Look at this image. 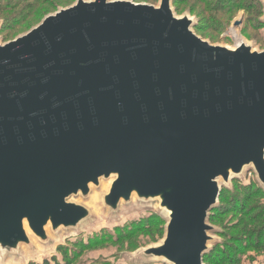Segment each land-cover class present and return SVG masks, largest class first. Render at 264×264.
<instances>
[{
  "label": "water",
  "instance_id": "95a60500",
  "mask_svg": "<svg viewBox=\"0 0 264 264\" xmlns=\"http://www.w3.org/2000/svg\"><path fill=\"white\" fill-rule=\"evenodd\" d=\"M196 23L173 0H77L0 40V252L78 229L93 211L72 198L105 180L107 211L155 203L166 221L137 252L205 264L223 189L252 169L264 191V49Z\"/></svg>",
  "mask_w": 264,
  "mask_h": 264
},
{
  "label": "rangeland",
  "instance_id": "374dc122",
  "mask_svg": "<svg viewBox=\"0 0 264 264\" xmlns=\"http://www.w3.org/2000/svg\"><path fill=\"white\" fill-rule=\"evenodd\" d=\"M4 1L7 5L0 9L1 42L13 40L26 33L31 28L38 25L47 15L69 7L76 3L77 0H40L21 16V19H24L25 15L28 14V17L25 20L17 24L12 20L6 27L4 18L12 16L16 17V13L20 11L23 6L30 5L33 1ZM132 1L153 5L159 4V0ZM225 1V10L220 13L214 12V9L211 7L209 8L210 10L205 11V13L203 9L205 8L206 3H202L201 0H173V6L177 15L181 16L189 14L190 17L194 18L197 21L194 27L195 32L212 44L225 45L232 48L235 47L238 42L236 41L232 30L237 29L238 32H240V36L242 35L247 43L252 44L257 50H263L264 22L261 20L264 16L263 7L261 9V14H256L255 9L250 8V10H248L247 8L250 0H241L240 2L234 0ZM208 16H219L220 22L214 23L216 27L207 22L206 17ZM238 20H242V23L239 27H235L234 24ZM261 23L263 24V27L260 26ZM198 25L200 26L199 28ZM243 37L241 38L243 39ZM241 177L244 186H248L250 183L252 185V183L256 181V176L252 169L246 170ZM234 183L235 180L233 181V186H237L238 183H235V185ZM108 187L109 181L103 180L101 187H93L89 198L84 199L81 196L72 198L73 201L86 204L93 211L92 218L81 224L78 229L62 230L58 234H52V240L47 245L40 244L35 239L34 248L29 249L24 245L21 253L16 256H10L8 253L0 252V264H28L29 261L43 264L46 259L50 261L49 264H53L51 257L55 255L63 262L62 264H64V260L61 254L58 253L57 249V246L61 243L66 245L69 241L75 242L78 239H84V243H86L94 233L96 234V232L105 231L104 236H108V231L116 233L114 230H117L116 227L118 226L127 225L132 221L148 217L149 215H152L151 213L159 211L155 203L148 205L149 207L142 208L141 203L136 202L123 206L119 213H111L107 211L101 203V195L108 190ZM257 187L259 186L257 185ZM253 188L255 189V187ZM228 196L234 197L235 195L229 194ZM263 201L264 197L256 195L250 199L248 206H252L251 210L255 209L257 213L258 209L256 210V207H259ZM238 202L240 203L241 201ZM223 211L224 208L220 209V211L210 217V224L218 230L210 232V234L215 237L213 242L218 243L221 241V245L226 241L227 247L232 245L235 249L230 252L231 259H227V261L218 264H264V250H256L253 247L246 248L247 244L245 242L240 245L237 240L238 237L243 239V241L245 240L242 231L244 222L242 214L236 210L234 211L235 213L232 211ZM212 212L213 210L211 213ZM160 213L166 217L164 211H161ZM159 218L161 220L157 221L158 226L153 230L141 231L125 238L110 236L108 239L106 238L98 243L93 242V246L90 248L81 249V252L77 253L76 256L75 253L70 250L72 244H69L68 252L72 253L73 264H169L164 260L147 257L142 253L137 252L140 249L160 244L163 241L166 221L161 217ZM253 239H256V237ZM213 242H211L210 245H212ZM208 263L209 262H205V264Z\"/></svg>",
  "mask_w": 264,
  "mask_h": 264
},
{
  "label": "trees",
  "instance_id": "16d2710c",
  "mask_svg": "<svg viewBox=\"0 0 264 264\" xmlns=\"http://www.w3.org/2000/svg\"><path fill=\"white\" fill-rule=\"evenodd\" d=\"M32 1L33 2L30 5L23 6L22 9L16 13L17 14L16 17L12 16V17L4 18L5 27L12 20L15 21L16 24L25 20L28 17V14L25 15L24 19H21V16L24 15V13L27 10H29V8H31L34 4L38 3L40 0H32ZM234 1L240 2L241 0H234ZM201 2L206 3L205 8L203 9L204 12L207 10H210L209 8L211 7L214 9V12L220 13L223 10H225V6H226L225 0H215V1L201 0ZM5 5H7V3L4 0H0V9L3 8ZM247 8L248 10H250V8L255 9L256 14H261L262 4L258 1L250 0ZM206 18H207L206 19L207 22L213 26H215L214 25L215 22L216 23L220 22L219 16H208ZM260 26L263 27V24L261 23ZM199 27L200 26L198 25V28ZM235 183L236 184L238 183V184L237 186H233L232 189H229V188L223 189L221 196H220V205L216 207L215 209H213L211 216H213L216 212L220 211V209L222 208H224L225 212H231V211L234 212L235 210L238 211L244 217L242 231H243V236H245L244 241L243 239L238 237L237 238L238 242L240 243V245H242L243 242H245L247 244L246 248L253 247L256 250H264V201L259 205V207L258 206L256 207V210L258 209L257 213L255 209L251 210L252 206H248V204L250 203L249 201L252 197L256 195H260L264 197V191L256 181H254L252 185L250 183V185L248 186H244L242 182H240V180H235ZM257 185L259 187H257ZM253 187H255V189ZM229 194H233L235 196L229 197L228 196ZM238 201H241V202L239 203ZM158 220H161V219L158 216L152 214V215H149L148 217H143L139 220L132 221L131 223H128L127 225L118 226L116 227L117 230H114L116 233H111L108 231V236H104L105 231L96 232V234L94 233V235H92V237H90L87 240L88 242L86 243H84L85 241L84 239H78L75 242L69 241V243H67L65 246H60L58 248V253L61 254L64 260V264H73V259H72L73 257H72L71 252L75 253V256H76L77 253L81 252V249L90 248L91 246H93L92 245L93 242L98 243L100 241H103L106 238L108 239V237L110 236H116L118 238H125L127 236L134 235L141 231L153 230L154 228L158 226L157 225ZM254 237H256V239H253ZM220 242L216 243L213 249L209 251L207 254H205L204 261L206 263L209 262L208 264H212V263L218 264V263L227 261V259H231L230 252H232L233 249L235 248L232 245L227 247L226 241H224L223 242L224 244H221V245H220ZM69 244H72L71 245L72 247L70 249L71 252H68ZM51 260L53 264L63 263L62 261H60V259L56 255L51 257ZM49 263L50 261L46 259L43 264H49ZM31 264H38V263L32 262Z\"/></svg>",
  "mask_w": 264,
  "mask_h": 264
},
{
  "label": "bare ground",
  "instance_id": "6f19581e",
  "mask_svg": "<svg viewBox=\"0 0 264 264\" xmlns=\"http://www.w3.org/2000/svg\"><path fill=\"white\" fill-rule=\"evenodd\" d=\"M232 33H233V35L235 36L237 42L242 43L243 40H242V38H241V36H240L238 30H237V29H233V30H232Z\"/></svg>",
  "mask_w": 264,
  "mask_h": 264
}]
</instances>
